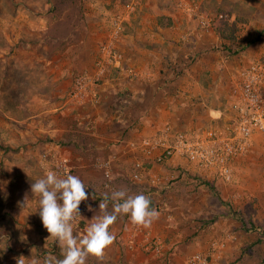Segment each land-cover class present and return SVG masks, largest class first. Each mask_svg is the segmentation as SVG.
Returning a JSON list of instances; mask_svg holds the SVG:
<instances>
[{
  "label": "rangeland",
  "instance_id": "obj_1",
  "mask_svg": "<svg viewBox=\"0 0 264 264\" xmlns=\"http://www.w3.org/2000/svg\"><path fill=\"white\" fill-rule=\"evenodd\" d=\"M98 1L0 0V264H18L20 257L25 264L33 260L44 264L49 256L63 259L61 249L43 227L31 184L47 171L82 180L88 199L81 202V217L73 222V234L82 236L92 219L104 214L99 209L104 191L91 184L100 171L96 166L99 159L113 154L119 157L116 165L125 156L135 158L124 164L125 171L111 169V178L120 179L119 186L115 183L109 188L111 192L143 194L160 215L148 228L133 226L128 215H119L109 227L114 242L102 259L89 256L86 264H188L197 253L207 258V264H264V165L254 164L248 170L242 160L233 183H226L214 172L192 164L190 169L153 164L163 181L152 187L134 177L143 140L132 143L125 135L129 130L133 133L134 118L141 109L125 113L124 118L118 115L104 122L93 119L103 117L105 108L117 111L127 98L133 102L136 91L143 100L133 104L147 106L149 111L157 107L158 114L161 111L157 117L163 121L160 127H225L237 73L251 62L264 63V0H178L177 7L199 8L201 14L212 18V27L201 28L199 17L190 12L191 28L169 44L144 40L134 44L133 33L138 29L142 32L139 23H151L139 15L141 0ZM90 2L97 5L95 8L131 5L135 10L126 14L124 31L116 41L120 61L96 84L92 99L80 104L71 97L74 77L95 68L109 40L111 22L119 13L112 16L108 35L99 45L92 41L86 48L88 53L79 51L86 46H73L78 50L72 49L76 56L61 60L68 66L63 96L45 92L52 87L46 82L57 72L47 58H54L61 48L70 52L71 46L55 44L60 40L57 37L49 43L51 36L44 39L40 26L45 24L44 9L92 8ZM26 8L42 9L33 14ZM28 19L31 23L24 22ZM221 22L230 24L234 32L230 33L231 40L215 28ZM42 41L44 45H40ZM154 49L160 57L150 53ZM203 98L205 104L200 105ZM216 100L222 115L212 122L207 118L206 104ZM193 116H200V121ZM57 163L66 168H59ZM144 178L148 179L146 175ZM107 211H113L110 201ZM259 239L262 242L256 244Z\"/></svg>",
  "mask_w": 264,
  "mask_h": 264
},
{
  "label": "built area",
  "instance_id": "obj_2",
  "mask_svg": "<svg viewBox=\"0 0 264 264\" xmlns=\"http://www.w3.org/2000/svg\"><path fill=\"white\" fill-rule=\"evenodd\" d=\"M131 7L127 8V13L121 12L113 18L109 40L95 62V70L78 73L74 77L71 97L78 103L85 104L91 100L96 84L106 78L112 66L120 61L121 54L115 48L116 41L124 31L126 14L131 15L135 10ZM190 10L199 17L201 27H212V18L201 14L197 8ZM232 92L231 114L225 127L183 130L166 125L140 143L147 163L163 165L174 158H181L200 169L214 172L226 183H233L239 160L251 151L257 136H264V63L254 61L241 68ZM145 164H137L134 177L138 182H144V171H147ZM100 165L107 167L109 162H100ZM58 167L66 168L62 163ZM107 177L110 178V173ZM158 180H151L149 185L157 187ZM82 206L79 205L81 210ZM207 262L202 253H197L188 264Z\"/></svg>",
  "mask_w": 264,
  "mask_h": 264
},
{
  "label": "crops",
  "instance_id": "obj_3",
  "mask_svg": "<svg viewBox=\"0 0 264 264\" xmlns=\"http://www.w3.org/2000/svg\"><path fill=\"white\" fill-rule=\"evenodd\" d=\"M90 1L99 2L98 0H90ZM176 1L178 0H141L142 3L140 2L141 5L138 8L139 15H142L143 18H146V19L149 18L151 23L147 21L139 23V25H142V32H141V29H138V32L133 33L132 37L136 38V40L135 38H132L133 41L135 42L134 44L137 43L136 41H141V40L148 41L150 42V44H153L154 42L155 44L174 43V41H177L178 37L181 34H185L191 28L190 8H181L180 6L177 7L175 5ZM182 2H185V1H182ZM91 6L92 8H54V10H52L53 8H47L48 11L47 10L45 11L44 9L43 12H45V16H43V19H44L43 21H45V24L44 25L42 24V26H40L43 31L42 33H44L43 38L46 39L48 36H51V37H48L49 38L48 40L50 43V42H54L55 37H57V39H60V40L59 42L56 41L57 43L55 44L62 45L65 43L67 46H71L70 52L66 51L67 49H64L63 51L61 48V50L58 53H56L54 58H52L53 56H51V58L49 59L47 58V60H50V62L49 61L48 62L51 63V68L53 69V72L54 71L55 72L57 71V72L55 73L53 77H51V79H48L49 80L48 82H46V84H49V86L52 85V87L46 88L45 92L51 91V92H54V94L56 95L60 94L61 96H63L66 90L65 88L67 87L66 78H67L68 72L66 73L65 69L68 70L67 68L68 66H66L65 64H62L61 60L64 61L67 58L71 59L76 56L75 54L73 57L72 49H74V51H78V50L76 47H73V46H78V45L86 46V47L80 48L79 51L85 49L83 53L85 52L88 53V50H86V48L90 47V44H92V41H94L95 44L99 45V43L103 39L106 38V35H108L112 16L115 15L116 13L125 12V10H127V8H107L104 6V4L103 6H99L98 8H95L97 5L91 4ZM26 9L28 13L36 14L37 12L41 11L42 8H39V9L26 8ZM197 9L199 10V8ZM164 15L167 16L168 18H171L173 25L166 27V26H162L159 24L158 17L164 16ZM38 18L41 19V16ZM31 21L32 19L24 20L25 23L27 22L31 23ZM130 23L131 25H133L132 22ZM52 25L56 27V29L53 28ZM55 31H59V32H55ZM183 39L188 40V37L184 35ZM40 45H44V41H42ZM122 51L120 52H122L123 57H125L126 55L124 53L125 49H123ZM150 53L154 57H157V56L160 57V55H158L160 53L157 52V49L150 51ZM52 60H55V62H53ZM73 60L74 59H72V61ZM56 61H59L58 65L56 64ZM94 70L95 69L93 68L89 70L88 72H93ZM134 92H135L134 93L135 95L131 99L133 100L134 103L135 102L139 103V101L143 100V95L140 93L137 94L138 92L136 91ZM133 102H131V100L127 98L126 102H124L123 105L120 104V107L118 108L117 111L113 110V112H111V109L105 108L102 110L103 117L100 116V117L93 118V119L97 122H102V121L104 122V121H109L113 118H116L118 117V115L124 118L126 117L125 113H130V112L133 113L136 109H139V110L141 109V111H139V114H137L136 117L134 118L136 125L133 127L134 128L133 133L132 132L130 133L131 130H129L128 133L125 134L126 138L130 136L129 138H131L130 140L133 141L132 143H138L142 141L143 139H145L146 137H148L149 135H152L155 132H157L155 131V129L157 127H160L163 121H161L162 119L160 117H157L161 115V111H160V114H158L159 110H157V107L156 108L152 107L154 110L149 111V108L147 106L146 107L140 106V105L135 106ZM195 102H198V100L196 99ZM216 103H217V100L212 102L210 105L208 104L209 106L206 104L207 113H208V117L207 116L206 117L209 118V120H212V122L213 120L220 119L222 115L221 111L218 109L219 106H217ZM199 104L200 105L205 104V98H203V102H200ZM193 118L198 119L197 122H199L201 119L200 116H193ZM126 120H127L126 118L121 119V123L126 122ZM161 128L162 127H160V129ZM179 129L193 130V129H188L182 126L181 128L179 127ZM138 155H139L138 157L139 161L137 160L138 163L140 162L147 163L148 160L146 156L141 152V149ZM130 157L135 158L134 155H130ZM130 157L125 156L124 160H120L121 162L118 165H116L117 162L119 161V157L117 154H113L111 155V157H108V158L102 157L101 159H99V163H97L96 166L100 171H106V173L104 175L99 171L98 172L99 174H97L96 178L92 180L91 187H95L96 189L101 188L104 191L102 192L103 196L109 195L108 197H111L112 192L109 188H113L115 183L117 186H119L120 179L111 178L110 171L111 169L113 170L114 167H115V171L116 170L118 171L121 169L125 171L124 164L125 165L128 164V160H131ZM242 160L244 161L242 162L243 164L247 163L248 170H251V166L254 164L264 165V136L256 137L253 148L247 154V156L239 160L237 164V169L242 164L241 163ZM100 162H109V165L107 167H103L100 165ZM168 164L169 165H182L186 169H190L192 167L189 162L181 158H174ZM147 165H148L146 166L147 171L146 172L144 171V175H146L148 179L147 180L144 179L145 182L143 183L149 184L151 180H154V179H159L158 182H160V179H162L163 181V178L160 177V174H158L155 171V168H156L155 165L153 164L152 166L151 164H147ZM237 172L238 170H236V173ZM108 173H110V178L107 177ZM246 179L247 181L250 180L249 178H246Z\"/></svg>",
  "mask_w": 264,
  "mask_h": 264
},
{
  "label": "clouds",
  "instance_id": "obj_4",
  "mask_svg": "<svg viewBox=\"0 0 264 264\" xmlns=\"http://www.w3.org/2000/svg\"><path fill=\"white\" fill-rule=\"evenodd\" d=\"M85 188L79 177L69 174L61 178L53 171H47L43 178L31 184V193L38 200L43 227L63 256V259L46 257L44 264H86L89 256L102 259L105 249L115 240L109 227L119 215H128L133 226L144 228L150 227L159 218L160 213L151 207L147 196L128 195L124 190L114 191L110 198L105 195L99 204L104 214L92 219L84 235L75 236L73 222L81 217L79 205L88 199ZM109 199L113 208L111 213L107 211ZM89 211H92L91 207ZM18 264H25L23 257L18 259ZM31 264L38 262L33 260Z\"/></svg>",
  "mask_w": 264,
  "mask_h": 264
},
{
  "label": "trees",
  "instance_id": "obj_5",
  "mask_svg": "<svg viewBox=\"0 0 264 264\" xmlns=\"http://www.w3.org/2000/svg\"><path fill=\"white\" fill-rule=\"evenodd\" d=\"M159 24L162 25V26L169 27V26L173 25V22H172L171 18H167V17H164L163 16V17H160L159 18ZM229 27H230V24H228L226 22L225 23L224 22H221L220 24L217 23L215 25V28L218 31H220V33H222V35H225L224 36L225 39L231 40L232 39V36H231L230 33H234V32H232ZM243 48H245V46H243ZM97 195H99V194H97ZM103 197L104 196H101L102 199H103ZM10 200H12V202H15L16 203L15 199H10ZM109 201L111 202V199H109ZM16 205H17V203H16ZM151 207H152V205H151ZM261 242H262V240L259 239L256 242V244H260Z\"/></svg>",
  "mask_w": 264,
  "mask_h": 264
}]
</instances>
